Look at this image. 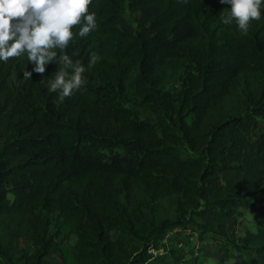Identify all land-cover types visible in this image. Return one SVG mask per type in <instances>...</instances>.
Returning a JSON list of instances; mask_svg holds the SVG:
<instances>
[{"label":"trees","instance_id":"obj_1","mask_svg":"<svg viewBox=\"0 0 264 264\" xmlns=\"http://www.w3.org/2000/svg\"><path fill=\"white\" fill-rule=\"evenodd\" d=\"M126 8L140 14L135 30L123 26ZM228 8L221 0H93L98 26L68 52L85 65L92 52L101 59L85 73L84 90L63 102L46 87L55 61L31 80L23 79L33 69L26 55L0 61V264H19L20 241L45 227L46 214H55V237L22 264H53L51 256L62 264H177L174 254L148 252L170 232L188 231L213 239L220 264H264V206L262 227L239 247L228 243L238 209L264 195V146L249 139L264 119V16L241 34L222 23ZM180 69L188 70L183 95L166 120L157 89ZM134 104L152 113L136 120ZM142 180L153 192L170 183L190 212L164 223L147 252L129 241L148 235L136 200Z\"/></svg>","mask_w":264,"mask_h":264},{"label":"clouds","instance_id":"obj_2","mask_svg":"<svg viewBox=\"0 0 264 264\" xmlns=\"http://www.w3.org/2000/svg\"><path fill=\"white\" fill-rule=\"evenodd\" d=\"M93 0H0V61L26 55L33 64L24 68L23 79L33 72L43 74L47 66L56 62L59 67L46 85L63 102L74 93L83 91L88 83L85 73L101 59L92 52L85 65L74 60L69 46L76 36L86 37L98 26L96 13L89 11ZM230 5L222 23L233 22L241 34H247L253 20L264 16V0H221ZM79 25L74 31V26Z\"/></svg>","mask_w":264,"mask_h":264},{"label":"rangeland","instance_id":"obj_3","mask_svg":"<svg viewBox=\"0 0 264 264\" xmlns=\"http://www.w3.org/2000/svg\"><path fill=\"white\" fill-rule=\"evenodd\" d=\"M122 18L125 28L135 30L139 27V13L132 12L126 8L122 14ZM187 71L180 69L173 75L162 80L159 84L157 94L161 101L160 109L162 116L166 120L173 117L178 109L179 101L185 87L182 79L186 77ZM131 108L134 112L135 119L139 121L144 120L147 115L152 113L151 107H140L134 104ZM187 121L191 122V117L187 118ZM259 121V129L249 135V139L255 148L260 147V145L264 146V119L261 118ZM152 178L151 182L159 180L157 176H152ZM143 181H141V184L136 189V200L139 205V216L147 227L148 235L145 238H138L135 235L129 236V241L139 248L141 252L155 245L156 238L160 234L164 223L177 219H181L182 221L190 219V212L187 213L180 210L181 196L170 183L165 184L163 190H160V192H157V190L153 192V189H149V186ZM9 197L13 200L14 194L10 193ZM249 202L253 207H241L238 209V225L235 231L236 238L228 242L229 247L232 249L233 247L242 245L240 239L247 232H256L262 227L263 213L260 211V207L264 206V195L262 193L254 194L250 196ZM119 205L121 208L126 207L124 196L120 197ZM121 222L126 226L125 218H122ZM54 223L55 214H46L45 227L39 233H32L29 239H22L20 241L24 254L19 259V264H22L26 254L34 252L37 244L54 239L56 233ZM126 229L129 231L127 226ZM74 240L75 238L73 237ZM164 252L174 254L177 258V264H220V259L223 256L219 246L209 236L200 238L198 234H193L189 231L182 234L170 232L159 243V249H151L148 253L155 256L158 253ZM49 261L53 264H62L55 256L49 257Z\"/></svg>","mask_w":264,"mask_h":264},{"label":"built area","instance_id":"obj_4","mask_svg":"<svg viewBox=\"0 0 264 264\" xmlns=\"http://www.w3.org/2000/svg\"><path fill=\"white\" fill-rule=\"evenodd\" d=\"M182 264V263H181Z\"/></svg>","mask_w":264,"mask_h":264}]
</instances>
